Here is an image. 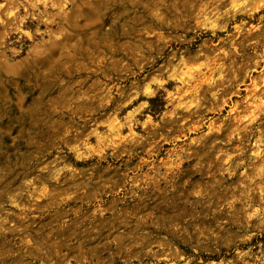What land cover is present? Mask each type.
<instances>
[{
    "label": "clouds",
    "instance_id": "9594fccd",
    "mask_svg": "<svg viewBox=\"0 0 264 264\" xmlns=\"http://www.w3.org/2000/svg\"><path fill=\"white\" fill-rule=\"evenodd\" d=\"M0 264H264V0H0Z\"/></svg>",
    "mask_w": 264,
    "mask_h": 264
}]
</instances>
